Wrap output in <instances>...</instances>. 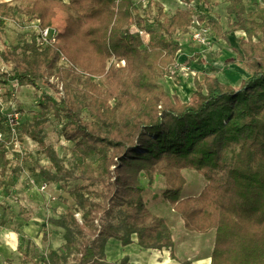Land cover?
<instances>
[{"label": "trees", "instance_id": "1", "mask_svg": "<svg viewBox=\"0 0 264 264\" xmlns=\"http://www.w3.org/2000/svg\"><path fill=\"white\" fill-rule=\"evenodd\" d=\"M57 10L69 14L64 39L40 48L32 35L16 46L4 45L0 53L11 70L0 72V82L31 86L39 95L38 111L18 108L20 141L33 139L50 161L35 162L31 173L65 189L78 182L68 191L72 203L64 199L67 209L48 218L65 244L42 254L41 262L128 264L126 258L110 262L106 247L110 239L126 247L135 243L134 236L141 248L171 250L174 257L168 220L145 200L142 179L152 187L160 174L163 199L185 229L215 230L211 264H264V222L236 212L254 190H264V5L249 10L245 0H228L224 32L220 21L193 8L168 15L157 1L140 9L134 0H11L0 2V40L7 22L18 24L19 15L26 24L39 20L46 28L53 26ZM195 18L217 39L244 34L234 61L250 75L238 87L196 75L195 91L184 102L161 80L174 76L179 84V37L191 33ZM40 82L55 96L41 93ZM51 117L73 144L68 165L41 134ZM8 154L0 142V189ZM185 170L207 182L199 195L183 196ZM22 262L32 263L28 253Z\"/></svg>", "mask_w": 264, "mask_h": 264}, {"label": "rangeland", "instance_id": "2", "mask_svg": "<svg viewBox=\"0 0 264 264\" xmlns=\"http://www.w3.org/2000/svg\"><path fill=\"white\" fill-rule=\"evenodd\" d=\"M2 1L8 2L11 0ZM137 4L139 3L137 2ZM68 17L69 14L67 12L63 10H57V17L54 20L53 26L59 29L61 33V39H64L65 21ZM225 17H223L224 27L228 32L229 28ZM18 21V24H15L11 21L7 22L5 33L0 40V52L4 49V45L16 46L20 42L30 40L32 38V34L26 30L27 24L24 23L21 15L18 16ZM195 30L197 31V29H192L191 33L186 36L188 39H190L189 45L193 47L188 51V57L186 54H182L183 56L185 55L188 60L185 61L181 57V59L179 58L178 60V69L182 75L179 84H177L175 78L172 80H161V84L165 87L167 92H169L171 95L177 94L184 102L188 101L195 91L194 79L196 75H199L203 72L202 70L196 72L193 69V65H196L194 62L195 59L201 54H204L206 65L215 63L216 67H212H219L217 69L218 72L221 71L220 75L222 81L232 82L234 86L238 87L240 86L242 80L248 75V71L244 69V67L238 65L236 67H232L233 59L227 56L230 55L227 54V51L234 55V52L232 51L238 49L237 39L244 36V34H230L228 39L229 46H226V51H224L223 48H220L215 44L216 41L213 39V35L204 26L200 28V33L202 34V37L206 39V41L202 43L195 41L193 38V34L196 32ZM143 37L146 41L148 40V35L145 34ZM196 45L197 48H194ZM195 50H198V52L194 53ZM211 53L216 55V57L211 55ZM10 71V67L3 64L0 58V72L8 74ZM191 75H193V77H191ZM199 77L200 79H203L202 74ZM39 84L41 87V93H48L52 96H55V93L44 83L40 82ZM183 87H186L185 91L182 90ZM38 99L39 95H37L36 101H38ZM31 111H38L37 105H33V109ZM61 128L60 121L51 117L50 123L42 130L41 134L45 136L47 143L53 144L59 155L66 159V164L68 165L71 155L70 149L73 147V144L65 141L61 134ZM21 145L22 153L8 158L11 162L6 176L3 177L6 184L0 189V230L10 227L19 234L23 232L25 225L28 224L29 219L32 216H40L45 221V224H50L48 222L49 217H57L58 214L64 212L67 209V206L63 203V200L66 199L69 201V203H72L68 191L74 188V186L78 183L72 182L67 186L66 189L61 185L49 184V187L43 190L42 186L45 182L38 174L31 173V168L34 166L35 162H38L44 166H48L50 161L47 157H45V155L39 153V146L33 139L24 136L23 140L21 141ZM183 175L187 181L183 191V196H197L207 184L205 179L195 172L185 170L183 171ZM142 181L146 186L145 200L147 201L149 208L154 213L171 221V223L178 222V226L176 224L178 228L175 229L176 233L190 232L185 229L184 222L180 216L173 212L170 205L163 199L162 192L165 188L164 177L160 174H156V181L152 187H147V178H143ZM36 187L39 194L43 197V200H37L35 195L30 192V190H28L29 188L33 189ZM262 191L264 192V190ZM252 195L249 201L242 200L238 204L236 212H239L247 220L254 222H264V194L262 196H258L257 198H254ZM77 218L79 220L81 219L80 213L77 214ZM51 229L55 228L48 227V229H41L37 236L34 235L36 237L32 241H28L26 237L20 236V250L18 253L15 252V254L11 256L10 259H12V264L20 262L19 259H22L21 254L24 255L27 250V246L28 248L32 246V252L30 254L31 257L34 259H40V255L38 257L37 253H33L34 251L38 250V246L45 248L49 245L50 238L48 237L47 241H43L42 236L44 232L49 233L50 236L52 234ZM214 232L215 230H211L210 232L201 235H206L204 236L205 239H210V242L212 241L214 244ZM192 233L200 234L196 232ZM37 243L38 245H36ZM0 264H8L6 258L1 257Z\"/></svg>", "mask_w": 264, "mask_h": 264}, {"label": "crops", "instance_id": "3", "mask_svg": "<svg viewBox=\"0 0 264 264\" xmlns=\"http://www.w3.org/2000/svg\"><path fill=\"white\" fill-rule=\"evenodd\" d=\"M67 1V0H66ZM157 1L163 6L164 12H166L168 15H173L178 9H185L189 10L191 8L195 9L201 14H204L207 16V20H216L220 21L222 24V28L224 32H227L224 27V21L223 17L227 16L229 19V14L227 13V6H228V0H134L136 3V6L141 8H149L153 2ZM0 2H4L0 0ZM137 2L139 4H137ZM247 3V8L249 10H254L258 5L261 4L258 0H245ZM227 25H228V19ZM195 18V22L193 26L191 27V30L196 26V22H198ZM233 19V17H232ZM150 25L149 23L147 24ZM153 28H156L155 25H150ZM229 28V27H228ZM243 35L241 32H236ZM230 35V34H229ZM228 35V39L229 36ZM187 35L180 36L179 42L182 46V50L179 52L178 58H182L183 60H188L186 56L188 57V51L191 50L193 47L189 45V40ZM213 39L216 41L215 44L219 46L220 48H223L224 51H226V46H229L228 39H217L213 36ZM238 43V42H237ZM197 48V45L194 46V48ZM239 49V45H238ZM198 52V50H195L194 53ZM234 55L231 54L229 51H227V55L230 58H232V67L241 66L244 67L248 71L247 77L250 75L249 70L240 62H235L234 60L237 59V53L235 51ZM1 53V52H0ZM186 54V56L182 54ZM182 55V56H181ZM196 55V54H195ZM194 55V57H195ZM211 55H214L211 53ZM216 57V55H214ZM180 58V59H181ZM204 54H201L195 59L196 65H193L194 71L198 72L199 70H202L203 72L202 77L204 75L208 74L210 76H217L221 81V71L218 72L219 67L215 66V63H211V65H206ZM207 61V60H206ZM190 62V61H189ZM208 62V61H207ZM214 66V67H212ZM209 68V69H208ZM238 68V67H237ZM217 70L215 72L214 70ZM246 71V72H247ZM178 72L180 73L179 69ZM199 74V76L201 75ZM180 78H182V75L180 73ZM245 77V78H247ZM244 78V79H245ZM225 83L227 81H222ZM37 94L36 90L31 86H19L16 82L13 81H5V78H1L0 82V130L5 131L7 129V123H6V115L10 113L15 107L21 108L25 112L31 111L33 109V105L37 104ZM16 155V154H15ZM14 155V156H15ZM12 157V155L8 154V158ZM30 192H32L35 195V198L37 200H43V197L39 194L37 187L36 188H29ZM253 196L258 197L262 196L264 194L261 190H254ZM44 202V201H43ZM172 219V218H171ZM168 223L171 226L172 232H173V239H174V257L171 255V250L164 249L162 251L158 250H146L141 248L137 243V239L134 236L135 243L128 245L124 247L121 242L110 239L107 247H106V254L107 258L110 262H118L120 263L123 259H128V264H155V263H165L166 257L170 260V264H183L185 262H189L190 264H205L203 263L206 260H209V264H211V255L213 252V242H210V239L206 238L201 234H195L192 232H184V233H176L175 229L178 228V222H172L168 220ZM177 224V226H176ZM46 226V227H45ZM51 229V235L49 236V233H46L47 236L50 238V243L47 247L43 248L42 246H38V250L34 251L33 254H38L37 256L40 259H34L31 257L32 252V246L28 248L25 253H28L29 258L32 260V263L30 264H45L41 262V256L42 254L46 253L48 250H55L58 251L62 248V246L65 244V240L62 234V231L50 224H45V221L40 216H32L29 219V222L27 225H25L24 230L21 234L15 232L10 227L3 228L0 230V258H6V261L11 258L12 255L15 254V252H19L20 248V236L26 237L28 241H32L39 233V231L43 228ZM50 231V230H49ZM36 235V236H34ZM215 235V232L213 234V237ZM42 236V240H43ZM55 236V237H54ZM212 237V239H213ZM48 240V239H47ZM44 241V240H43ZM38 245V243L36 244ZM24 253V254H25ZM22 259H19V263L16 264H23L22 260L24 258V255H22ZM9 257V258H8ZM12 261V259H10ZM8 263V262H7ZM8 264H12L8 263ZM169 264V263H168Z\"/></svg>", "mask_w": 264, "mask_h": 264}, {"label": "built area", "instance_id": "4", "mask_svg": "<svg viewBox=\"0 0 264 264\" xmlns=\"http://www.w3.org/2000/svg\"><path fill=\"white\" fill-rule=\"evenodd\" d=\"M264 5V0H258ZM27 20V18H26ZM203 27L196 22V26L193 29H197L193 34L195 41L205 42L206 39L202 37L200 33V28ZM27 30L34 36L35 43L38 47L42 48L47 45H52L57 43L61 38V33L55 26L43 28L40 25L39 20L29 21L27 24ZM140 34L144 36L145 31H140ZM147 35V34H146ZM174 76L166 77L165 80H172ZM20 111L18 108H14L10 113L6 115L7 129L5 131L0 130V142L3 143L8 148V153L14 157L15 154L22 153V145L20 141ZM49 187V184L44 183L42 189L45 190Z\"/></svg>", "mask_w": 264, "mask_h": 264}, {"label": "bare ground", "instance_id": "5", "mask_svg": "<svg viewBox=\"0 0 264 264\" xmlns=\"http://www.w3.org/2000/svg\"><path fill=\"white\" fill-rule=\"evenodd\" d=\"M191 77H193V75H191ZM182 90H186V87H183L182 88ZM170 264V263H172V262H170V260L166 257V262L165 263H155V264ZM203 263H205V264H209V260H206V261H204Z\"/></svg>", "mask_w": 264, "mask_h": 264}]
</instances>
